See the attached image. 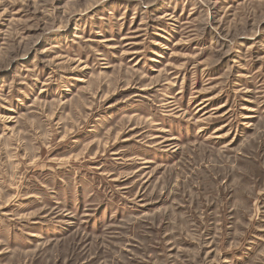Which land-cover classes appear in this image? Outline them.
<instances>
[{
	"label": "rangeland",
	"instance_id": "obj_1",
	"mask_svg": "<svg viewBox=\"0 0 264 264\" xmlns=\"http://www.w3.org/2000/svg\"><path fill=\"white\" fill-rule=\"evenodd\" d=\"M0 264H264V0H0Z\"/></svg>",
	"mask_w": 264,
	"mask_h": 264
}]
</instances>
